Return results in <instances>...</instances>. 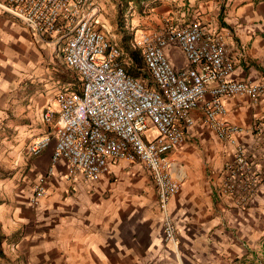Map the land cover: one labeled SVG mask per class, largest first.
Returning a JSON list of instances; mask_svg holds the SVG:
<instances>
[{
    "label": "crops",
    "instance_id": "crops-1",
    "mask_svg": "<svg viewBox=\"0 0 264 264\" xmlns=\"http://www.w3.org/2000/svg\"><path fill=\"white\" fill-rule=\"evenodd\" d=\"M93 3L101 12L110 2ZM151 11L140 32L161 29L164 18L183 23L198 16L229 32L230 79L264 74V0H159ZM51 41L0 14V264H264V180L245 209L218 194L232 151L203 122L201 104L186 139L168 153L180 183L167 208L179 228L176 252L164 241L163 214L143 165L120 160L99 181L84 182L67 175L64 161L51 165L52 145L27 152L45 128L40 111L48 96L34 82L41 72L51 76L58 58ZM165 53L174 67L188 65L177 47ZM223 103L225 118L243 127L264 116V94L256 102L233 96ZM239 141L251 145L253 136L247 131ZM41 178L45 194L34 204Z\"/></svg>",
    "mask_w": 264,
    "mask_h": 264
},
{
    "label": "built area",
    "instance_id": "built-area-1",
    "mask_svg": "<svg viewBox=\"0 0 264 264\" xmlns=\"http://www.w3.org/2000/svg\"><path fill=\"white\" fill-rule=\"evenodd\" d=\"M0 14L41 39H55L63 63L78 76L76 88L64 83L55 91V109L41 115L53 128L28 146L30 155L40 154L53 139L51 165L64 161L67 175L84 182L99 181L120 160L140 163L156 191L164 241L176 252L179 228L167 208L180 183L168 153L186 139L192 111L201 104L203 122L232 151L219 172L217 192L238 208L248 207L264 180V116L248 128L232 123L225 118L223 98L258 101L264 74L258 80L229 78L234 59L226 29L196 16L183 23L164 18L161 29L141 31L130 49L140 51L148 74L142 78L125 71L130 57L109 38L93 0H0ZM171 46L182 52L187 66L171 64L165 53ZM247 131L251 145L239 141ZM43 183L41 178L35 186L34 204L45 194Z\"/></svg>",
    "mask_w": 264,
    "mask_h": 264
},
{
    "label": "rangeland",
    "instance_id": "rangeland-1",
    "mask_svg": "<svg viewBox=\"0 0 264 264\" xmlns=\"http://www.w3.org/2000/svg\"><path fill=\"white\" fill-rule=\"evenodd\" d=\"M157 1L159 0H109V5H106L104 10L99 12L102 13V16L108 22L103 21V25L105 26V30L107 31L109 38L122 48L124 57H128V53L132 50L130 49V41L140 33L139 30H143L145 28V22L147 21L148 16L153 13L151 11V7ZM51 42L55 45L58 55V58H54V62L49 65L51 76L49 79L45 80L43 79L44 76H42L41 72L39 81L37 80V82H34L35 88H38L40 90L39 92L43 93L44 96H48L40 111V119L45 125L44 131L40 136L49 130L51 131L53 128V122L48 124L42 119L41 115L47 108L51 110L55 109L56 104L54 93L57 88L64 83H70L73 88L78 86L77 74L73 70L67 68L63 63L60 51L62 45L56 43L55 39ZM138 64V62H133L130 59L127 63H125V66L127 68L131 66L139 68V76L147 78L148 74L144 69L143 64L142 66L137 67ZM46 67V61L42 62L41 60L40 69L42 70ZM49 145L53 146V139H51Z\"/></svg>",
    "mask_w": 264,
    "mask_h": 264
},
{
    "label": "trees",
    "instance_id": "trees-1",
    "mask_svg": "<svg viewBox=\"0 0 264 264\" xmlns=\"http://www.w3.org/2000/svg\"><path fill=\"white\" fill-rule=\"evenodd\" d=\"M128 56L130 57L131 61L139 63L137 65V67L142 66V57H141V54H140L139 50H130V52L128 53ZM134 64H136V63H134ZM124 68H125V71L128 74H130L131 76L139 77V71H140L139 68H136L134 66H131V67L127 68L125 65H124Z\"/></svg>",
    "mask_w": 264,
    "mask_h": 264
}]
</instances>
